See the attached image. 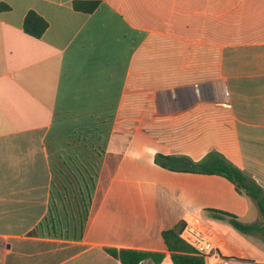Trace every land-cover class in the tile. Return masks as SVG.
<instances>
[{
  "label": "crops",
  "instance_id": "crops-1",
  "mask_svg": "<svg viewBox=\"0 0 264 264\" xmlns=\"http://www.w3.org/2000/svg\"><path fill=\"white\" fill-rule=\"evenodd\" d=\"M1 4L0 264H123L108 249L173 264L162 233L189 217L264 264L256 202L193 170L220 158L264 191V0ZM30 11L40 38L23 30ZM80 173L94 175L85 212L63 192Z\"/></svg>",
  "mask_w": 264,
  "mask_h": 264
},
{
  "label": "trees",
  "instance_id": "trees-1",
  "mask_svg": "<svg viewBox=\"0 0 264 264\" xmlns=\"http://www.w3.org/2000/svg\"><path fill=\"white\" fill-rule=\"evenodd\" d=\"M99 4V1H75L74 8L78 11L91 13L98 8ZM3 8L7 9L8 6L1 4L0 10ZM47 28V21L33 11L28 12L24 18L23 30L25 33L33 37L40 38ZM193 170L208 174H217L232 181L239 190L243 191L247 196L256 202L259 212L264 218V191L254 181L250 180L240 169L219 158L208 165H198ZM93 179L94 175H84L82 173L75 174L73 177H66V181L70 184H74L75 187H70L69 190L68 188H65L63 192L75 194L76 199L79 195L82 200V204H77L76 209L84 210L85 212L87 201H89L88 195L91 193V189H89L86 184L89 182L92 185ZM85 193L87 194L85 195ZM52 207L54 208V213L56 214V206L53 204ZM68 208L71 209L70 207ZM213 212L217 218L226 220L233 228L242 234H250L251 232L257 231L261 228L258 224H244L237 217L223 211ZM47 219L49 220L50 229L55 230L57 227L55 219L52 215V209ZM182 226L183 223L162 233L163 240L168 250L171 252L173 264H204L203 258L196 255L194 250L179 237ZM108 251L112 255L118 257L123 264H140L145 260L160 262L164 257L162 253L132 249H108Z\"/></svg>",
  "mask_w": 264,
  "mask_h": 264
},
{
  "label": "built area",
  "instance_id": "built-area-1",
  "mask_svg": "<svg viewBox=\"0 0 264 264\" xmlns=\"http://www.w3.org/2000/svg\"><path fill=\"white\" fill-rule=\"evenodd\" d=\"M179 237L194 250L196 255L203 258L204 264H261L253 259L229 254L224 248L222 238L192 217L183 223Z\"/></svg>",
  "mask_w": 264,
  "mask_h": 264
},
{
  "label": "rangeland",
  "instance_id": "rangeland-1",
  "mask_svg": "<svg viewBox=\"0 0 264 264\" xmlns=\"http://www.w3.org/2000/svg\"><path fill=\"white\" fill-rule=\"evenodd\" d=\"M257 223L260 224L261 226H263V228H264V220L259 219ZM253 236H254V240H263L264 241V230L260 233H255Z\"/></svg>",
  "mask_w": 264,
  "mask_h": 264
}]
</instances>
